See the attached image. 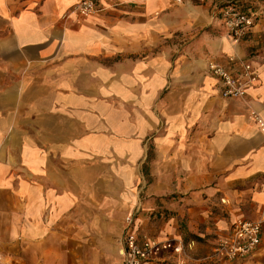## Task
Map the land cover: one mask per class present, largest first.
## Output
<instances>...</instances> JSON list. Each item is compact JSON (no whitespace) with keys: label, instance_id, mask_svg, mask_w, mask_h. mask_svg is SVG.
Segmentation results:
<instances>
[{"label":"crops","instance_id":"crops-1","mask_svg":"<svg viewBox=\"0 0 264 264\" xmlns=\"http://www.w3.org/2000/svg\"><path fill=\"white\" fill-rule=\"evenodd\" d=\"M79 1L0 0V263L122 264L131 215L184 245L141 264H215L238 218L260 244L221 264H264V2L236 44L215 0ZM232 54L257 80L225 98Z\"/></svg>","mask_w":264,"mask_h":264},{"label":"built area","instance_id":"built-area-1","mask_svg":"<svg viewBox=\"0 0 264 264\" xmlns=\"http://www.w3.org/2000/svg\"><path fill=\"white\" fill-rule=\"evenodd\" d=\"M179 1V0H178ZM101 10L95 0H80L74 6L80 16H87ZM216 17L226 30L233 43H239L249 33L254 19L257 17L255 9L244 7V3L232 0L218 5ZM239 67V75L232 72L230 66ZM207 68L217 79V87L222 97H242L249 85L257 80L253 66L236 54L229 55L224 62L209 60ZM258 129L264 132V120L256 113H251ZM131 217L127 216L122 238V264H141L158 258L162 252L170 251L179 255L184 251L182 241L174 237L162 239L146 235L138 236L130 230ZM261 240V221L236 219L226 236H219L206 259L215 264L236 263L246 259L258 248Z\"/></svg>","mask_w":264,"mask_h":264},{"label":"rangeland","instance_id":"rangeland-1","mask_svg":"<svg viewBox=\"0 0 264 264\" xmlns=\"http://www.w3.org/2000/svg\"><path fill=\"white\" fill-rule=\"evenodd\" d=\"M229 1H232V0H215V2H216L217 5H221V4L227 3V2H229ZM238 1H240V2H242V3L244 2V4H246V5L249 6V7H254V6L257 7V5L259 6L260 3L262 4V3L264 2V0H238ZM135 211H137V210H135ZM127 216L132 217L131 215H127ZM127 216H126V217H127ZM126 217L124 218V224H123V227H124V225H125ZM0 262H1V261H0ZM0 264H1V263H0ZM6 264H7V263H6Z\"/></svg>","mask_w":264,"mask_h":264},{"label":"trees","instance_id":"trees-1","mask_svg":"<svg viewBox=\"0 0 264 264\" xmlns=\"http://www.w3.org/2000/svg\"><path fill=\"white\" fill-rule=\"evenodd\" d=\"M244 3V2H243ZM225 4V3H224Z\"/></svg>","mask_w":264,"mask_h":264}]
</instances>
